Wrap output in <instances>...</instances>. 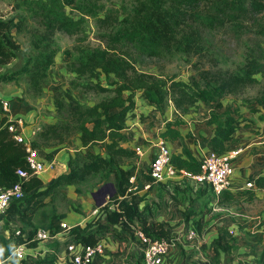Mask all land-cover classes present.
I'll return each instance as SVG.
<instances>
[{
	"label": "rangeland",
	"instance_id": "obj_1",
	"mask_svg": "<svg viewBox=\"0 0 264 264\" xmlns=\"http://www.w3.org/2000/svg\"><path fill=\"white\" fill-rule=\"evenodd\" d=\"M61 1L71 2L63 11L70 18L80 21L81 26L72 32L55 30L49 37L42 21L25 11L23 0H0V18L13 20L19 30H12V38L19 48L16 58L0 69V75L8 76L26 68L12 80L0 83V101L11 99L29 106L36 129L56 120L75 125L76 129L65 134L62 142L58 143L64 144L67 149H62L64 154L57 157V162H67L69 155L84 156L90 151L103 154L106 151L104 146L109 142L108 136L114 133L113 130H106L109 124L103 119L104 112H119L129 104L134 106L136 135L145 140L138 141L134 135L133 143L131 137L129 139V148L140 146L143 151L148 150L158 134L156 127L163 120L173 119L175 112L171 101H167L161 111H156L140 96V90L151 87L155 92L164 94L174 82L198 83L204 87L206 81L218 80L225 73L238 71L249 55L258 53L257 47L264 50V37L258 33L259 28L254 23L257 20L264 32V12L254 17L249 10L250 3L255 0H210L187 9L172 0ZM178 10L181 11L180 17L177 16ZM156 14L171 19L174 34L171 48L160 57L140 56L132 47L115 44L110 38L121 24L136 26L154 19ZM193 45H197L199 53L188 47ZM97 50L117 63L118 73L107 76L89 63L87 59ZM169 99L167 95L165 101ZM68 101L83 107V117H75L68 112ZM221 102L224 109L235 110L240 118L246 120L247 123H242L244 128L240 129L242 133L253 134L256 142L264 141V75H257L253 84L226 94ZM208 110L203 104L189 107L190 117H193L191 121L204 122ZM252 110L256 112L252 113ZM147 114L149 119L140 122L139 117ZM2 116L6 115L1 111ZM82 125L103 131L107 139L84 147L78 140V128ZM24 129V137L31 140L32 128L26 125ZM115 132L126 136L128 129ZM113 139H118V145L128 147L121 141L122 138L116 136ZM132 157H120V164L131 163L137 167L144 164L145 167L147 160ZM112 180L111 175L105 177L103 172L88 173L82 182L71 187L75 202L80 203L83 197H90L91 193L112 183ZM241 190L239 192L246 189ZM50 198L54 199L51 203L60 215L73 208L72 203L61 198L60 194L52 193ZM224 204H233L236 210L244 212L255 233L256 243L264 246V192H258L253 200H248L246 193L234 195ZM69 215L67 221L70 223L82 219V214L76 212ZM74 225L83 226L81 222ZM52 243L41 245L43 249L48 247L44 258L35 253L19 264H38L43 260L52 264L57 247L56 243ZM9 264L16 263L12 261Z\"/></svg>",
	"mask_w": 264,
	"mask_h": 264
},
{
	"label": "trees",
	"instance_id": "obj_2",
	"mask_svg": "<svg viewBox=\"0 0 264 264\" xmlns=\"http://www.w3.org/2000/svg\"><path fill=\"white\" fill-rule=\"evenodd\" d=\"M181 8H193L203 2H209L210 0H172ZM71 2H62L61 0H23L24 9L27 13H30L32 17L39 18L42 21V25L49 32V37L55 30L63 32H72L78 30L81 26V22L74 20L67 16L63 11V8L70 5ZM250 13L255 17L257 14L264 12V0H255L250 3ZM181 11H177V16ZM124 22L126 20H123ZM21 22V20H20ZM19 22V23H20ZM254 23L258 26V33L264 37V32L261 30L257 20ZM12 30H18V24H14L13 20H3L0 18V69L12 60L16 58L18 52V44L12 38ZM19 31V30H18ZM115 44L124 46H130L140 56L147 58L160 57L163 53L167 52L171 48V43L174 39L173 26L171 19H167L165 15L156 14L154 19H148L144 22L137 24L136 26H130L127 24H121L110 37ZM194 53H199L197 45L188 46ZM258 53L249 55L243 66L232 74H226L224 77H219L218 80L206 81L204 87L198 83L186 84L182 82H174L168 86V90L161 94L155 92L151 87L140 90V96L144 97L146 102L155 107L156 111H161L163 105L171 101L173 104V111L175 112V118L173 120H163V125L159 128L156 139L159 137L165 141L169 149L171 150L170 162L177 171L185 170L193 175L199 174L200 161L184 158L181 154L172 150L170 146L175 142L182 139L180 126L184 124L182 117L190 114L188 112L189 107L203 104L209 108L207 116L205 117V124L212 127V136L208 141V146L212 152L223 154L228 151V146L235 140V134L240 129L244 128L242 123L246 120L237 115V111L230 109H224L222 100L226 94L232 93L236 88L241 86L251 85L256 81L257 75H264V50L257 47ZM106 53L95 51L87 59L94 67L99 68L103 73L109 76L111 73H118L119 67L113 59L104 55ZM26 68H22L18 73H12L0 75V83L12 80L16 74L25 72ZM171 99L165 101V97ZM14 101L10 99V103ZM166 105V104H165ZM60 106V105H59ZM1 107V101H0ZM68 112L75 117H83L85 113L83 107L73 101H68ZM62 109V108H61ZM88 111V110H87ZM1 112V108H0ZM252 110V113H255ZM148 118V114L140 116V122L145 121ZM103 119L109 125L106 130H113L114 133L108 136L109 142L105 144V152H91L86 155L73 157L69 155L67 160L68 172L58 176L53 183L48 185L45 189L41 190V181L36 177L24 182L23 192L24 197L10 204L6 211V214L1 218V221L8 222L9 217L13 214L17 219L24 223L23 227H11L8 230V237L0 235V263L9 264L5 260L10 256L16 245L27 243L34 236L38 229L48 230L52 235L60 233L62 231L60 224L62 223L60 214L56 212V208L51 202L54 201L51 197L52 193L60 194V197L64 196L63 191L67 187L78 185L83 181V178L88 173L103 172V175L107 177L111 175L114 186V194L108 199L107 204H119V211H107V206H103L99 209V213L92 217V220L86 225L75 226L69 232V236H73V242L76 244H84L93 246L96 243L102 241L100 232L106 229L104 222L108 221L114 225H117L126 230H131L130 226L135 225V220L143 222L145 220V208L140 209V199H137L133 192H129V188L132 185L129 179L134 176L133 171L135 166L131 163L122 166L120 164V157H132L136 158L134 148L130 147V134L129 132L125 136L124 134H117V130L125 131L130 128H134L135 116L134 106L130 104L122 108L119 112L112 114L108 111L104 112ZM12 123L7 116L0 117V188H10L13 184L18 182L16 176L17 169H26L25 164V149L22 144L16 143L11 134L8 132V126ZM133 125L131 126L130 124ZM116 128V129H115ZM75 130V125L71 126L69 123L62 120H56L53 123H47L40 128V131L36 133L31 140V146L37 149L46 160H51V151L61 148L67 149L64 144L61 143L63 136ZM136 129V128H135ZM132 130V129H131ZM80 133L79 141L83 146H87L91 143H102L107 139L103 131H98L97 128L88 129L85 126L78 128ZM112 131V132H113ZM118 136L123 143L128 144V147L118 145V139L113 138ZM50 150V152H48ZM48 152V153H47ZM150 162L146 170V174H136L135 182L145 181L153 183V179L150 176ZM253 182L255 191H264V176L259 175L255 178L251 176L247 179ZM154 184V183H153ZM161 184V183H158ZM205 187L202 190H198L197 198L204 197L207 202H212L214 199L219 204H224L234 195H229L228 191L222 192L218 197L215 196L210 186L203 184ZM246 195L248 200H253L257 195L254 191L247 190ZM242 193V194H243ZM26 194V195H25ZM46 198H50L48 202ZM122 198V199H120ZM64 199V198H63ZM50 202V203H49ZM47 207V208H46ZM95 207H93L94 209ZM40 210V211H39ZM39 211L41 221L33 222V216ZM144 226V225H143ZM7 229V226H5ZM93 227H96L93 230ZM19 229L26 237L15 236V230ZM161 228L162 227H158ZM159 230V231H161ZM142 231L152 239L168 238L169 233L161 232L157 236L150 233V228L143 227ZM57 245V242H54ZM52 243V244H54ZM221 243V239L217 240L214 244L215 252L218 251V245ZM36 243L28 244V248L36 247ZM221 247V246H219ZM225 249V248H223ZM56 251L54 252V258L52 264L56 262ZM45 256L41 257L44 258ZM96 259V258H95ZM27 260V259H26ZM24 260L23 262H25ZM94 262V261H93ZM92 262V264H93ZM38 264H47V260L38 262ZM133 264H143L141 262Z\"/></svg>",
	"mask_w": 264,
	"mask_h": 264
},
{
	"label": "crops",
	"instance_id": "obj_3",
	"mask_svg": "<svg viewBox=\"0 0 264 264\" xmlns=\"http://www.w3.org/2000/svg\"><path fill=\"white\" fill-rule=\"evenodd\" d=\"M190 115L182 117L184 121V124L180 126L182 139L172 144L170 148H175V151L184 158L200 161L211 151L208 141L212 136V127L207 126L205 121L198 123L191 121L193 117H190ZM32 116L29 106L22 105L17 101L11 102L8 118L23 119V134L25 126H30L32 128L31 134L34 133L31 140L40 131L39 127L34 128ZM173 119L168 118L166 120ZM162 125L163 123L156 128L159 130ZM134 129L135 127L128 131L132 139L131 143H133L134 135H136V129ZM253 136L249 132L245 134L239 130L235 134V140L227 148V152L238 150L237 148L241 149V153L233 160V185L228 192L229 195H241L247 191L239 192L242 191L239 188L245 178L247 180L250 176L252 178L259 175L264 176V141L256 142V137ZM136 137H138V141L143 140L138 135ZM152 144L148 150L144 151L142 157L136 156L138 160H147L148 164L146 163L145 167L144 164L139 167L133 164L136 167L135 170H132L134 177L136 174H141L140 172L146 174L150 162L149 158L153 151ZM61 153L64 154L62 149L51 151L54 168L37 177L41 181V190L53 183L58 176L68 172L66 160L57 162V157ZM135 185L138 190L133 196L141 200L139 208L141 210L145 208V220L139 222L136 219L135 225L130 226L131 230H126L119 227L118 224L114 225L108 221L104 222V224H107V228L100 232V236L105 251L103 256L94 260L93 264H133L141 262L140 247L134 233L137 229L143 227L150 228V233L154 236L161 232L169 233V237L174 240V246L166 258V264H264V246L256 243L251 223L246 221L248 217L243 215L242 210H236L233 204H219L216 199L207 202L204 197L197 198L198 190L205 188L202 184L185 178L161 184H153L142 180L140 182L136 181ZM147 185H149V188L145 189ZM258 192L264 191H257L256 195ZM63 193L64 196L62 197L67 201L69 200L73 208L70 207L65 215H60L62 223L73 226L74 223L79 224L81 222L82 225H87L93 217L90 215L91 209L96 207L91 197L92 193L90 197H83L80 203L75 202L73 196L75 193L72 192L71 187H67ZM45 202H48V200ZM39 211L34 214L33 222L41 221V217L37 215ZM71 212L82 214V219L70 223L67 218L70 217ZM4 220L0 222V235L5 237H8V230L12 226L18 227L20 225L23 227L24 224L13 214L9 217L8 222ZM5 226H7V229ZM158 227H162V230ZM95 229L96 227H93V230ZM188 229L196 231V238L187 240L186 232ZM231 232H233V235H231ZM73 238V236H69V234L62 231L57 233V237L53 240V242H57V255L62 254L63 246L66 243L73 242ZM219 239H221V243L218 245L216 253L214 244ZM47 251L48 247L45 249L37 248L36 252L29 251V256L42 252L43 257Z\"/></svg>",
	"mask_w": 264,
	"mask_h": 264
},
{
	"label": "built area",
	"instance_id": "obj_4",
	"mask_svg": "<svg viewBox=\"0 0 264 264\" xmlns=\"http://www.w3.org/2000/svg\"><path fill=\"white\" fill-rule=\"evenodd\" d=\"M10 107V100H1V111L7 117L10 113ZM9 121H12V123L8 126V132L11 134L16 143L24 146L26 153V169L16 170L18 182L13 184L12 187L0 188V222L1 218L6 214L10 204L17 202L24 197V182L34 177L37 178L41 174L54 168V161L46 160L37 149L32 148L31 140L24 137L22 130L24 125L23 119L15 118L9 119ZM31 135L33 136L34 133ZM152 147L153 151L150 156L149 167L150 176L153 179L154 184L189 178L202 185L206 184L210 186L213 193L217 197L222 192L231 190L234 176L233 160L241 153V149L229 151L223 154L210 151L200 161L201 172L193 175L185 170L177 171L175 169L170 162L171 152L164 140L158 137L152 144ZM142 149L143 148L140 146H136L134 148L135 154L138 157L143 156L144 151ZM129 182L132 187H130L128 191L133 193L137 192L138 189L135 185V177L132 176L129 179ZM148 188L149 185L145 186V189ZM241 189H254V184L253 182L247 180L244 183V186L239 188V190ZM107 202L108 199L102 206L95 207L91 211L90 215H97L99 213V209L103 206H107L108 213L112 211H119V204H107ZM75 226L77 225L70 226L64 223L60 224L62 232L67 234H69L71 229ZM14 232L15 236L26 237L25 234H23L18 228ZM196 235L197 234L194 229H188L186 232L187 240L196 238ZM231 235H233V232H231ZM134 236L140 247L141 261L143 264H166V258L171 248L174 246V240L172 238L152 239L148 237L142 229H137ZM55 237H57V234L52 235L48 230L38 229L29 241L30 243H36V247L28 248L29 242L16 245L5 262L13 261V263L19 264L27 259L29 251L36 252L37 248H42L41 245H48L52 243ZM104 251V243L102 241L93 246L70 242L63 246L62 254H55L56 262L57 264H92L95 258L103 256ZM42 252H38L37 255L42 257Z\"/></svg>",
	"mask_w": 264,
	"mask_h": 264
},
{
	"label": "water",
	"instance_id": "obj_5",
	"mask_svg": "<svg viewBox=\"0 0 264 264\" xmlns=\"http://www.w3.org/2000/svg\"><path fill=\"white\" fill-rule=\"evenodd\" d=\"M114 191L115 190L113 184L108 183L99 188L97 191L93 192L91 194V197L94 201L95 206L100 207L105 204L106 200L113 196Z\"/></svg>",
	"mask_w": 264,
	"mask_h": 264
}]
</instances>
